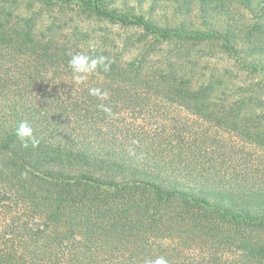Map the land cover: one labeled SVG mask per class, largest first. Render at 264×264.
I'll use <instances>...</instances> for the list:
<instances>
[{
    "label": "trees",
    "instance_id": "16d2710c",
    "mask_svg": "<svg viewBox=\"0 0 264 264\" xmlns=\"http://www.w3.org/2000/svg\"><path fill=\"white\" fill-rule=\"evenodd\" d=\"M0 206V264H264V0H0Z\"/></svg>",
    "mask_w": 264,
    "mask_h": 264
},
{
    "label": "clouds",
    "instance_id": "9594fccd",
    "mask_svg": "<svg viewBox=\"0 0 264 264\" xmlns=\"http://www.w3.org/2000/svg\"><path fill=\"white\" fill-rule=\"evenodd\" d=\"M111 66V60L106 56H90L83 53L71 55L69 60V67L72 70L73 80L76 83H83L86 81L89 74L97 71L98 68H103L108 71ZM89 95L95 96L100 100L108 99V92L102 91L100 88H89ZM104 111H110L104 104L98 105ZM16 135L21 140L25 147L28 146L30 141L33 147L38 146L39 140L34 135V129L28 121H21L16 128ZM145 264H169L164 257H157L155 260H146Z\"/></svg>",
    "mask_w": 264,
    "mask_h": 264
},
{
    "label": "rangeland",
    "instance_id": "374dc122",
    "mask_svg": "<svg viewBox=\"0 0 264 264\" xmlns=\"http://www.w3.org/2000/svg\"><path fill=\"white\" fill-rule=\"evenodd\" d=\"M165 110L170 114V115H174L176 117H178L179 119H183V118H187V119H191L194 120L196 119L194 115H192L191 113H189L188 111L182 109V108H172L171 105H168V104H165ZM200 122V121H199ZM197 122V123H199ZM197 125V124H196ZM225 137H227L229 139V142H232V143H242V145L244 144V142L238 140V139H234L233 137H230V136H227V135H224ZM231 143V144H232ZM246 145V144H245ZM242 147V146H241ZM1 203H4V202H1ZM3 207L0 206V221H2V210Z\"/></svg>",
    "mask_w": 264,
    "mask_h": 264
}]
</instances>
